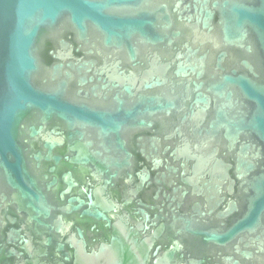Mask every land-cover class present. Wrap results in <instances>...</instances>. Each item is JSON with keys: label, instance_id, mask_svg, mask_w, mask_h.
<instances>
[{"label": "water", "instance_id": "obj_1", "mask_svg": "<svg viewBox=\"0 0 264 264\" xmlns=\"http://www.w3.org/2000/svg\"><path fill=\"white\" fill-rule=\"evenodd\" d=\"M69 246L264 264V0H0V264Z\"/></svg>", "mask_w": 264, "mask_h": 264}, {"label": "flooded vegetation", "instance_id": "obj_2", "mask_svg": "<svg viewBox=\"0 0 264 264\" xmlns=\"http://www.w3.org/2000/svg\"><path fill=\"white\" fill-rule=\"evenodd\" d=\"M122 194H124L123 199L127 200V199H132V196L126 192H123ZM127 208V207H125ZM122 215L121 211L118 212H113L110 216H111V223L113 224V226H111L110 228H108L106 226L105 223H99V222H92V221H82L79 220L78 218H73L76 221V227L80 226L83 231H84V235L85 238L88 239L89 237L94 239L97 238L99 239V242H107L109 241L112 236L114 235V233L117 231V228L115 226V224L119 221L120 216ZM74 227V230L75 228ZM73 230H71L67 236L64 238V242L65 240H68V242L70 241V239L73 237ZM68 244V243H66ZM70 249V246H69ZM71 253L69 252L68 248L66 247V253L69 254V259L70 261H66V257L65 256H61L59 258H57L54 254H50V256L47 258V262L45 264H74L77 261V257H78V253L79 250L76 249H70ZM76 251H78V253H76ZM87 251H91L89 247H87ZM152 263V262H151Z\"/></svg>", "mask_w": 264, "mask_h": 264}]
</instances>
